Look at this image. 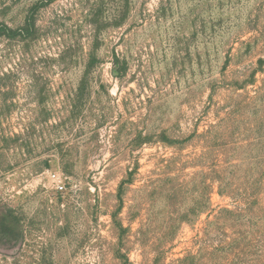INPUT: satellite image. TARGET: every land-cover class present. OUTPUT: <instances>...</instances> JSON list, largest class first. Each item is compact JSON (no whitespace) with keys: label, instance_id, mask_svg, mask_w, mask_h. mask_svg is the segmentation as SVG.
Segmentation results:
<instances>
[{"label":"rangeland","instance_id":"374dc122","mask_svg":"<svg viewBox=\"0 0 264 264\" xmlns=\"http://www.w3.org/2000/svg\"><path fill=\"white\" fill-rule=\"evenodd\" d=\"M0 264H264V0H0Z\"/></svg>","mask_w":264,"mask_h":264},{"label":"built area","instance_id":"2783aa9c","mask_svg":"<svg viewBox=\"0 0 264 264\" xmlns=\"http://www.w3.org/2000/svg\"><path fill=\"white\" fill-rule=\"evenodd\" d=\"M51 178H52L53 180H56V179H57L56 175H52ZM63 188H64V187H63L62 183H61L60 181L57 182V184H56V186H55V189H56L57 191H62Z\"/></svg>","mask_w":264,"mask_h":264}]
</instances>
